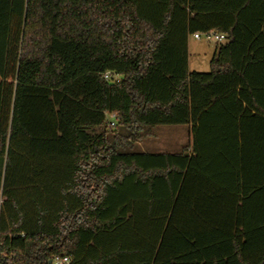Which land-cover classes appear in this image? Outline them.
<instances>
[{"label": "trees", "instance_id": "16d2710c", "mask_svg": "<svg viewBox=\"0 0 264 264\" xmlns=\"http://www.w3.org/2000/svg\"><path fill=\"white\" fill-rule=\"evenodd\" d=\"M1 179L0 264H264V0H0Z\"/></svg>", "mask_w": 264, "mask_h": 264}, {"label": "rangeland", "instance_id": "374dc122", "mask_svg": "<svg viewBox=\"0 0 264 264\" xmlns=\"http://www.w3.org/2000/svg\"><path fill=\"white\" fill-rule=\"evenodd\" d=\"M225 41L208 40L205 36L200 39L194 38L193 35L189 38V69L206 73L210 71V61L213 58L218 46ZM110 122H115L113 118L108 117ZM110 129V128H109ZM111 133H124L122 127H113ZM117 130V131H116ZM142 139L134 142L132 151L141 152L147 151L151 153H176L181 151L191 139V130L189 125H153L144 126L140 131ZM5 200L2 191V179L0 181V213L2 201ZM5 213V212H4Z\"/></svg>", "mask_w": 264, "mask_h": 264}, {"label": "built area", "instance_id": "2783aa9c", "mask_svg": "<svg viewBox=\"0 0 264 264\" xmlns=\"http://www.w3.org/2000/svg\"><path fill=\"white\" fill-rule=\"evenodd\" d=\"M194 38L200 39L202 36H205L208 40L215 41H226L227 36L225 34L217 33L216 31H207V32H199L195 33ZM115 123L112 121L109 123L110 127H113ZM72 257L70 255H54L49 259V264H71Z\"/></svg>", "mask_w": 264, "mask_h": 264}, {"label": "crops", "instance_id": "0c3cea01", "mask_svg": "<svg viewBox=\"0 0 264 264\" xmlns=\"http://www.w3.org/2000/svg\"><path fill=\"white\" fill-rule=\"evenodd\" d=\"M190 130H191V129H190ZM190 140H191V139H190ZM144 152H147V151L144 150ZM149 153H151V152H149Z\"/></svg>", "mask_w": 264, "mask_h": 264}]
</instances>
